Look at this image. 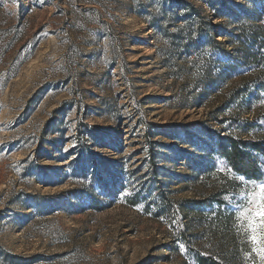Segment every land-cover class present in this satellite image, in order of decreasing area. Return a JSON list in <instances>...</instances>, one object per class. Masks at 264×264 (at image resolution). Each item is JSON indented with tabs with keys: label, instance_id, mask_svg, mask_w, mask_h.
Segmentation results:
<instances>
[{
	"label": "rangeland",
	"instance_id": "1",
	"mask_svg": "<svg viewBox=\"0 0 264 264\" xmlns=\"http://www.w3.org/2000/svg\"><path fill=\"white\" fill-rule=\"evenodd\" d=\"M193 10L236 74L209 64L204 42L172 46ZM259 26L264 0H0V248L12 264H188L165 218L86 207L90 162L79 152L97 157L102 175L122 166L130 190L160 187L193 248L258 264L234 227L232 198L247 180L223 163L211 170L203 148L211 131L248 140L246 120L264 140V74L240 67L238 38ZM148 130L166 146L156 179Z\"/></svg>",
	"mask_w": 264,
	"mask_h": 264
},
{
	"label": "trees",
	"instance_id": "2",
	"mask_svg": "<svg viewBox=\"0 0 264 264\" xmlns=\"http://www.w3.org/2000/svg\"><path fill=\"white\" fill-rule=\"evenodd\" d=\"M184 21L187 30V34L183 35L185 38H177L168 35L170 41H172V46L175 47L176 44H180L183 49L192 51L197 48L199 42H204L206 45L203 50L207 51V49H209L206 56L207 62L215 66L217 70H222V68L224 70L226 68L227 71L236 74L239 65L234 61L229 62L226 60L225 63L222 62L223 53L219 51L217 53L214 52L216 51L214 49L220 46L221 43L217 41L216 36L208 34L210 33L209 30H205L208 29V24L202 20L198 12L195 10H193L192 13L189 12V15L185 16ZM196 35L198 36L197 42L194 43V37H196ZM238 38L240 39V45L245 51L246 61V64H241L240 67H249L248 69H251L255 66L258 68L257 71L261 76V74H264V28L259 26L253 37L240 35ZM227 64L230 65L227 66ZM262 89H264V87ZM220 123L222 125L225 124V120H221ZM238 126L239 129L245 131L248 135V140L227 133L222 136H214V133L211 131L209 134L211 139L209 146H204L203 148L204 154L209 156V168L211 170L216 169L218 163H223L234 174L244 176L246 180H264V140L261 138L255 139L263 127L257 122H250L249 120L239 122ZM165 130H167V132L170 131L167 128H165ZM147 133L150 141L148 142L150 156L146 162L147 167L152 171L151 176H154L153 179H156L159 171L156 158L160 157L157 153H159L160 150H166V146L162 145L160 142H153V140H150L151 138H155L154 136L156 135L155 133H151V130H148ZM197 144L198 141L191 142V145L195 148ZM79 154L83 155L79 160L90 162L85 169H81V171L83 170L82 175L93 191V194L83 192L84 196L82 195L83 197H80V199H83L84 203H86L87 208L98 210L103 206L104 202H109L111 204L121 203L136 210H140L145 215L165 218L176 235L178 249L183 245L184 251L182 255L188 264H227L211 253L203 252L192 247L187 226L181 222L177 203L167 196L160 187L157 188L156 184H143L130 190L126 184L127 176L124 175L122 166L109 164V166L105 167L104 175H102L99 171L98 164L100 160L97 157L90 154H82V152H79ZM113 166H115V168L111 170ZM96 169L97 171H95ZM193 171L198 173L202 171V169L196 170V168H194ZM109 183H111V185H109ZM94 194L100 195L102 200H98ZM202 205H206L207 207L210 206L209 203H204ZM186 208L192 210L190 206H186ZM15 259L16 258H13V256H9L1 251L0 248V263L12 264L15 262Z\"/></svg>",
	"mask_w": 264,
	"mask_h": 264
},
{
	"label": "snow or ice",
	"instance_id": "3",
	"mask_svg": "<svg viewBox=\"0 0 264 264\" xmlns=\"http://www.w3.org/2000/svg\"><path fill=\"white\" fill-rule=\"evenodd\" d=\"M239 180L246 178L239 176ZM237 197L232 198V207L236 209L234 227L255 253L258 264H264V180L247 179Z\"/></svg>",
	"mask_w": 264,
	"mask_h": 264
}]
</instances>
